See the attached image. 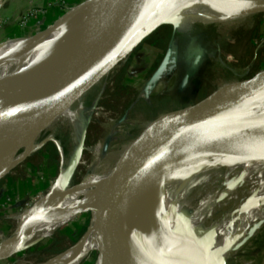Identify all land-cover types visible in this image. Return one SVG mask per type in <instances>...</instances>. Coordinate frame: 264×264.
<instances>
[{
    "label": "rangeland",
    "instance_id": "rangeland-1",
    "mask_svg": "<svg viewBox=\"0 0 264 264\" xmlns=\"http://www.w3.org/2000/svg\"><path fill=\"white\" fill-rule=\"evenodd\" d=\"M92 1L81 0L72 7L61 8L57 12L54 10L55 13L52 12L53 8L46 15L49 18L48 24L31 28L30 31L14 27L12 18L3 17L1 10L0 46L42 32L68 40L73 35L71 28L80 7ZM193 7L196 8L197 5ZM25 12L15 21L20 28H27L30 24H21V17ZM181 14L179 25L176 24L177 16H173L172 23L157 27L119 62V67L113 74L103 78L78 108L79 117L75 124H60L56 127V133L44 130L37 143L46 138L50 139L1 177L0 244L11 238L21 216L49 195L60 181L63 180L66 187L74 186L93 173L104 171L116 159L121 149L129 141L138 138L144 127L158 115L196 103L225 83L242 80L264 70V12L252 14L232 28L218 20L205 23L202 16L194 13L182 11ZM116 15L117 13L115 17ZM62 20V25L56 24ZM255 37L263 39L254 45L252 40ZM8 71L9 68L5 67L3 73ZM195 78L201 82L199 87L194 84ZM97 110L104 115L95 117L93 113ZM83 135L84 149L78 152ZM100 141L103 145L101 158L98 165L92 166L94 156L89 149ZM165 152L164 148L159 151L157 161ZM183 154L179 155L180 164L186 155ZM21 158L22 154L14 150L12 154L4 157L1 169ZM255 158L256 156L245 157L243 164L246 165ZM209 165L216 168L205 170V166ZM199 179H204L201 187L189 190L187 182L178 186L174 194L179 200L185 198L179 202L183 212L179 223L186 232L184 240L190 251L198 246L194 241L196 236L201 237L209 229L216 228V225L231 221V230L234 232L232 243L222 245L232 251L224 258L225 264H264L263 220L247 222L246 225L262 223L258 227L245 229L244 223L240 222L243 214L236 217L230 213L235 204L228 203L223 208L217 207L215 199L220 191L228 180L232 179L233 182L230 155L221 152L211 154L202 162L200 171L194 177V184ZM167 191L172 193L170 187ZM210 195L213 201H209L203 220L192 224V216L198 211L195 205L203 198L209 199ZM90 203L98 207L100 205L99 202ZM99 208L94 215L90 210L76 214L68 224L51 235L49 234L53 231L49 230L45 233H31L27 242L49 236L9 258L0 260V264H46L42 262L65 251L88 232L98 218L101 211ZM185 214L189 217L187 222L184 219ZM251 228L256 230H248ZM154 232L153 228L149 235ZM163 232L169 258L179 264H190L180 255L184 250V241L171 229H164ZM222 246L217 245L216 249ZM98 259L99 250L96 247L79 264H97Z\"/></svg>",
    "mask_w": 264,
    "mask_h": 264
},
{
    "label": "bare ground",
    "instance_id": "bare-ground-1",
    "mask_svg": "<svg viewBox=\"0 0 264 264\" xmlns=\"http://www.w3.org/2000/svg\"><path fill=\"white\" fill-rule=\"evenodd\" d=\"M178 1L138 0L140 21H153ZM113 2L114 0H93L91 3L87 2L83 4L79 9L80 11L74 17L71 28L73 35L69 36L68 40L54 37L49 32H42L31 37L18 38L0 46V82L8 72H15L25 67H32L36 64L49 62L58 58H63L62 61L64 62L67 61L64 59H69V56L74 60L90 57L115 39H124L125 30L122 26L118 25L120 21L119 9L121 1L115 0L114 8L112 9L110 6H112ZM194 5H197V7H193ZM108 7L111 8L112 17L117 13L116 17H114L115 24L113 28L106 25V20H104L103 16ZM263 8V0H186L180 11L173 16H177L176 24L178 25L182 19L181 12L186 11L202 16L205 23L218 20L221 24L232 28V26H238L244 18L258 13ZM64 20L61 22L57 21L56 24L62 25ZM112 60L106 59L100 67L70 81L52 83L38 77H31L24 82L19 91L14 95L9 96L1 93L0 169L2 168L1 162L4 157L12 154L14 150L16 152L19 144H23L24 149L21 152L23 158L36 150L40 135H37L34 142H32V138L37 128L46 121V115H50H44V111L56 113L57 109L61 107L58 111L59 121L48 128V131L51 133H56V127L60 126V124H75L77 122L76 118L79 117L78 108L85 101L82 99L84 85L95 78H99ZM5 67L9 68L7 73H3ZM80 69L81 66L74 68V70ZM184 99L186 100V97ZM24 104L37 105L39 112L26 114V109L23 107ZM263 109L264 96L262 99L250 103L237 104L225 109L219 115L214 125L226 129L234 136L240 138L246 147H250L256 144L257 138L259 140L260 137H264ZM163 114L157 117H161ZM93 115L99 117L104 114L97 110ZM130 143L134 145L135 142L129 141L118 155ZM102 146V142L100 141L89 149L94 156L92 166L98 165L99 158H101L100 151ZM164 151L166 152L158 161L164 171V177L155 183L147 185L139 203V208L142 210L146 208V218L143 222L144 228H146L152 251L161 264H179L169 258L164 245L165 242L167 244V241L164 239L163 232L164 229L175 231L176 225H178L183 215L179 202L185 198H181V200L177 199L174 195L175 189L187 182H189L187 185L189 190L201 187L200 184L204 182V179H199V182L194 184V177L200 171L202 162L214 152L230 155V170L233 175V182L232 179L228 180L225 187L220 191L219 196L215 199L217 207L223 208L228 203L235 204L230 213L236 217L243 214V219L240 222L244 223L245 229L248 227H258L262 223L254 222L246 225L247 222L253 220H263L264 222V150L262 154L257 155L255 159L246 165L243 164L244 156L226 151L218 144H215L212 139L206 143L193 142L180 144V146H169L165 147ZM180 153L186 154L181 164L179 162ZM19 160L15 159L11 165L1 169L0 175L5 174ZM205 167V170L216 168L212 165ZM107 169L108 167L102 172L93 173L89 178L83 179L74 186L66 187L65 182L63 180L60 181L49 195L42 198L33 209L21 216L17 228L21 231L32 230L31 233H45L48 230L54 231L62 226L68 221V212L71 208L88 204V201L90 202L88 197L94 192L95 185L100 183L101 178L107 173ZM169 187L172 192L170 194L167 191ZM209 201H213L212 195L209 196V199L203 198L195 205L198 211L192 216V224H197L203 220L206 207L210 203ZM200 207L202 209H199ZM101 214L102 210L88 232L74 245L42 263L79 264L92 249L97 247V236L99 233L104 232V229L101 232L99 230V224L102 222ZM111 225L112 222L107 226ZM232 226L233 222L231 221H224L216 225L215 246H222L223 244L231 245L234 237V232L231 230L233 229ZM153 228L155 229L154 234L149 235V231ZM252 229L254 228L248 230ZM179 238L185 243L182 255L191 264H203L201 253L198 251L191 253L189 245L184 238L181 236ZM231 252L230 248L226 249L223 253L224 257H228Z\"/></svg>",
    "mask_w": 264,
    "mask_h": 264
},
{
    "label": "water",
    "instance_id": "water-1",
    "mask_svg": "<svg viewBox=\"0 0 264 264\" xmlns=\"http://www.w3.org/2000/svg\"><path fill=\"white\" fill-rule=\"evenodd\" d=\"M120 1L118 25L125 30L124 39H115L90 57L74 60L69 56V59L65 58L64 60L67 61L64 62L62 61L63 58H58L15 72H8L0 82V94L14 95L31 77H38L52 83L70 81L100 67L106 59H113L99 78H95L84 85L82 99L85 100L94 92L105 76L113 74L115 69L119 67V62L124 60L140 42L160 25L172 23L170 19L180 11L186 0H179L153 21L147 20L145 22H141L139 18L138 0ZM5 3L6 0H0V12ZM114 4L115 0L110 6L112 9ZM259 12H264V8ZM103 14L106 25L113 28L115 16L112 17L111 8L108 7ZM78 66H81V69L74 70ZM263 96L264 70H261L251 77L219 86L196 103L166 112L161 117L153 119L134 140V145L131 143L127 145L124 151L108 166L107 173L101 178L100 183L95 185L96 187L93 189L95 193H91L88 199L90 202H99L102 206L99 205V208L88 201V204L71 208L68 212V221L49 235L68 224L76 214L90 210L94 215L99 208L102 210V222L99 224V230L101 232L104 229V232L97 236V249L99 250L97 264H161L152 251L146 228H144L146 208L143 209L144 211L139 208L144 187L164 177L161 164L157 161L159 151L169 146L193 142L206 143L212 139L215 144L226 151L239 156L254 157L262 154L264 137H260L259 140L257 138L255 145L246 147L240 138L214 124L225 109L237 104L262 99ZM23 107L26 109V114L39 112V107L34 104H24ZM60 109L61 107L57 109L56 113L44 111V115H50H46V121L37 128L32 142L36 140L37 135H41L44 130H48L50 126L59 121L58 111ZM84 138L85 135L80 141L78 152L84 149ZM48 139L50 138H46L37 144L36 150L42 147ZM23 149V144H19L16 153L20 154ZM30 155L17 161L15 166ZM5 174L0 175V179ZM184 219L186 222L189 221L188 215L185 214ZM111 222L112 225L107 226ZM31 232L32 230L21 231L16 228L11 238L0 244V260L9 258L49 236H41L27 242ZM174 232L185 239L186 232L181 223L176 225ZM194 241L198 246L191 250V253L200 252L203 264H225L223 253L226 246L216 249L214 227L206 231L201 237L196 236ZM180 255L183 256L182 253ZM187 261L189 260L187 259ZM189 263L191 264L190 261Z\"/></svg>",
    "mask_w": 264,
    "mask_h": 264
},
{
    "label": "crops",
    "instance_id": "crops-1",
    "mask_svg": "<svg viewBox=\"0 0 264 264\" xmlns=\"http://www.w3.org/2000/svg\"><path fill=\"white\" fill-rule=\"evenodd\" d=\"M81 0H68V7H72L76 4H78ZM48 3H52L50 5L48 11L46 14L38 18L37 20L32 21L27 28H20L15 24L16 19L21 15L23 12H25L27 9H29L32 6H44L47 5ZM54 8V9H53ZM52 12H57L58 10H61V7L56 5L55 3L52 2V0H6V3L2 9V15L3 17H9L12 18V23L14 27L17 29H24V31H30L29 29L35 28V27H41L45 24H48L49 18L46 16ZM54 12V13H55ZM54 19V18H53ZM52 19V20H53ZM10 24V22H9ZM33 36V35H32Z\"/></svg>",
    "mask_w": 264,
    "mask_h": 264
},
{
    "label": "built area",
    "instance_id": "built-area-1",
    "mask_svg": "<svg viewBox=\"0 0 264 264\" xmlns=\"http://www.w3.org/2000/svg\"><path fill=\"white\" fill-rule=\"evenodd\" d=\"M52 2L61 8H68V0H52ZM50 5H52V3H48L47 5H44V6H32V7H30L22 15L21 24L23 26H26L29 23H31L32 21L37 20L38 18H40L41 16L46 14ZM260 39H263V38H258V37L256 38L255 37V39L252 40V43L254 45H257Z\"/></svg>",
    "mask_w": 264,
    "mask_h": 264
},
{
    "label": "flooded vegetation",
    "instance_id": "flooded-vegetation-1",
    "mask_svg": "<svg viewBox=\"0 0 264 264\" xmlns=\"http://www.w3.org/2000/svg\"><path fill=\"white\" fill-rule=\"evenodd\" d=\"M193 81H194V84L197 86L196 82H198L199 79H196V78H195ZM199 85H201V82H200V81H199ZM197 87H199V86H197Z\"/></svg>",
    "mask_w": 264,
    "mask_h": 264
},
{
    "label": "trees",
    "instance_id": "trees-1",
    "mask_svg": "<svg viewBox=\"0 0 264 264\" xmlns=\"http://www.w3.org/2000/svg\"><path fill=\"white\" fill-rule=\"evenodd\" d=\"M196 84H197V86H199V81H198V82H196Z\"/></svg>",
    "mask_w": 264,
    "mask_h": 264
}]
</instances>
